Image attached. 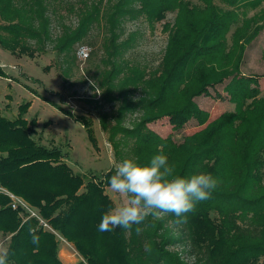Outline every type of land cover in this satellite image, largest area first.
Returning a JSON list of instances; mask_svg holds the SVG:
<instances>
[{
    "label": "trees",
    "instance_id": "trees-1",
    "mask_svg": "<svg viewBox=\"0 0 264 264\" xmlns=\"http://www.w3.org/2000/svg\"><path fill=\"white\" fill-rule=\"evenodd\" d=\"M78 2L68 4L76 25L62 24L60 35L53 38L47 0H0V46L11 54L33 56L50 41L58 53L74 55V46L103 22L109 33L104 48L115 59L109 71L103 70L102 82L107 97L116 93L122 98L109 129L116 155L146 164L162 151L177 174L211 173L218 186L186 220L178 222L167 213L159 219L149 216L131 231L117 227L101 232L102 215L113 207L103 188L114 171L92 173L87 181L73 173L59 147L32 138L35 120L24 118L28 102L18 106L13 120L0 112V185L38 209L74 245L82 260L73 264H264V96L257 97L264 88L260 78L240 70L247 48L262 29L264 0ZM168 13L174 15L171 22L165 21ZM140 18L151 29L163 22L167 34L155 67L123 57L135 42L134 33L122 39L124 24ZM251 84L261 89L252 90ZM245 92L248 96L234 106L222 101L217 118L179 143L148 127L167 119L179 130L193 117L195 98L233 99ZM127 113L136 115L125 126ZM74 119L90 134L88 119ZM100 124L108 129L105 116ZM7 203L0 195V232L10 236L8 264H66L54 234L35 219L24 220ZM30 227L41 238L38 246L31 243ZM136 227L142 228L140 235ZM176 246L182 249L169 250Z\"/></svg>",
    "mask_w": 264,
    "mask_h": 264
},
{
    "label": "rangeland",
    "instance_id": "rangeland-1",
    "mask_svg": "<svg viewBox=\"0 0 264 264\" xmlns=\"http://www.w3.org/2000/svg\"><path fill=\"white\" fill-rule=\"evenodd\" d=\"M47 1L52 13L51 34L54 38L60 35L62 24L72 27L76 25L77 16L69 10L68 4L78 5L79 0ZM262 9L264 10V4ZM173 17V14L168 13L165 21L171 22ZM162 23H156L151 29L144 18L127 21L124 24L122 39L134 33L135 42L123 57L129 59L131 63L139 62L155 67L161 58L167 38V34L161 29ZM260 23L262 29L247 48L240 70L245 75L260 78L261 81L258 83L264 88V18ZM103 24L102 22L95 25L89 37L74 46L76 50L79 47H86L88 55L84 59L77 53L68 56L58 53L53 48L54 43L50 41L44 44V49L35 52L33 56L11 54L0 46V66L4 72L0 76L1 114L13 120L18 114V106L30 103L24 118L28 121L35 120L32 138L47 147H59L65 154L63 161L73 173L82 175L85 181L92 179V173L101 176L106 171H115L114 162L122 161L109 141V129L114 123L122 98H116V93H111L112 97H107L110 94L105 91L106 86L102 82L103 70L109 71L115 59L110 57V53L108 54L104 48L109 33L107 34ZM30 44L35 47L34 43ZM251 88L256 91L261 89L252 84ZM246 96L247 92L240 93L233 99L195 98L198 100H194L196 105L193 117L181 129H172L167 119L149 124L148 127L162 137L169 136L174 142L179 143L185 135L200 130L217 118L223 111L225 101L230 103L226 105L230 107ZM261 96H264V89L258 92L257 97ZM65 111L70 114L67 115ZM135 115L129 113L124 115V125H130ZM74 116L84 117L91 122L90 134L88 128L75 120ZM102 116L107 118L106 130L100 124ZM103 190L111 199L113 206L120 202L109 186H104ZM35 210L38 212V209ZM173 231L178 232L176 229ZM55 240L58 244L59 257L70 262L66 264H73L82 259L71 242L65 239L70 246L68 247L56 237ZM8 242L9 239L0 252L6 249ZM179 249H182L181 246L169 250Z\"/></svg>",
    "mask_w": 264,
    "mask_h": 264
},
{
    "label": "clouds",
    "instance_id": "clouds-1",
    "mask_svg": "<svg viewBox=\"0 0 264 264\" xmlns=\"http://www.w3.org/2000/svg\"><path fill=\"white\" fill-rule=\"evenodd\" d=\"M114 169L108 184L120 202L102 215L98 225L101 232H110L117 227L131 231L133 225L143 224L149 216L159 219L167 213L174 214L178 222L186 220L198 202L210 198L219 183L211 173L177 174L162 151L146 164L126 158L114 162ZM135 230L137 235L142 232L141 227ZM28 231L31 243L38 246L40 236L34 228L30 227ZM145 251H151L149 245L145 246ZM8 255L7 249L0 252V264H8Z\"/></svg>",
    "mask_w": 264,
    "mask_h": 264
},
{
    "label": "built area",
    "instance_id": "built-area-1",
    "mask_svg": "<svg viewBox=\"0 0 264 264\" xmlns=\"http://www.w3.org/2000/svg\"><path fill=\"white\" fill-rule=\"evenodd\" d=\"M77 55L82 59L86 58V56L88 55V51L86 47H79L77 50ZM0 195H3L7 198L8 208L24 215L25 217L24 220L35 219L44 230H47L52 234H54V236L59 242L63 243L65 246L70 247L67 241L62 236L57 234V232L39 215V213L35 210V208H33L29 203H27L22 197L10 192L1 185H0ZM9 238L10 236L3 235L0 232V251L3 249L5 243ZM78 260H82V259H78Z\"/></svg>",
    "mask_w": 264,
    "mask_h": 264
},
{
    "label": "crops",
    "instance_id": "crops-1",
    "mask_svg": "<svg viewBox=\"0 0 264 264\" xmlns=\"http://www.w3.org/2000/svg\"><path fill=\"white\" fill-rule=\"evenodd\" d=\"M64 256H66V254H64ZM62 261L65 262V263H70L68 260H66V261L62 260Z\"/></svg>",
    "mask_w": 264,
    "mask_h": 264
}]
</instances>
